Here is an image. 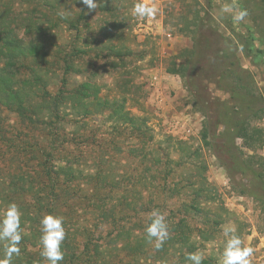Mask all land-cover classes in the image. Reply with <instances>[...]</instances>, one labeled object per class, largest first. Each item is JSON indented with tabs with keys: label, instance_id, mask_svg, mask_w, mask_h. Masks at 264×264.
I'll use <instances>...</instances> for the list:
<instances>
[{
	"label": "rangeland",
	"instance_id": "1",
	"mask_svg": "<svg viewBox=\"0 0 264 264\" xmlns=\"http://www.w3.org/2000/svg\"><path fill=\"white\" fill-rule=\"evenodd\" d=\"M96 2L89 11L80 0H0L19 37L46 51L40 74L49 93L64 98L60 120L46 112L38 119L44 126L0 106V211L10 204L1 199L13 173L34 191L44 185L38 207L35 193L10 201L34 221L33 230L20 233L12 262L28 252L48 264L40 254V220L53 215L63 218L67 243L79 245L76 256L90 242L92 259L80 264L111 263L113 235L128 230L126 243L136 242L137 223L144 226L159 210L167 223L183 220L192 253L203 261L221 264L224 232L232 228L243 247L254 249L250 264H264V0ZM138 2L154 5L156 16L137 19ZM238 11L247 15L236 22ZM84 82L99 92L76 109L65 98ZM44 104L31 97L28 109ZM113 106L138 123L114 120ZM242 126L259 130L261 140L244 145L235 138ZM145 246L148 252L126 263L191 264L180 262L190 253L179 244L159 253ZM6 247L0 241V260ZM96 248L102 260L95 261Z\"/></svg>",
	"mask_w": 264,
	"mask_h": 264
},
{
	"label": "trees",
	"instance_id": "2",
	"mask_svg": "<svg viewBox=\"0 0 264 264\" xmlns=\"http://www.w3.org/2000/svg\"><path fill=\"white\" fill-rule=\"evenodd\" d=\"M0 10V106L5 108L6 110L13 112L17 114V116L22 117L25 119L29 125H40L43 126L46 125L44 122L39 123L40 117H42L46 112L52 111L53 117L57 118V120H60L59 115L60 109L62 108V102L63 97L59 98L57 95L52 96L48 89H47V79L43 77V75L40 74L41 71V65L46 62V51L44 48H41L38 44L35 43L34 40H30L28 42H25L24 39L19 35L17 32H15V27L11 26V11L8 5L2 4ZM13 19V18H12ZM25 20V19H24ZM250 43L254 44V42H258V39L253 37H248ZM254 45H251L250 51ZM238 50V49H237ZM43 63V64H42ZM54 63L51 62L50 65H53ZM48 65V64H47ZM49 66V65H48ZM47 66V67H48ZM24 70L28 71L29 74L32 75L30 79L26 78H20V73ZM99 92V89L95 87L93 84L84 82L80 84L75 89H72L70 93H68V96L65 98V100L71 101L72 106L76 109L80 108L83 105V102L85 99H88L91 97V94H97ZM35 98L37 100H40V102H44L43 109L36 110L35 108L28 109V105L30 102V98ZM99 106H109V102H101L100 100L97 101ZM114 104V103H113ZM30 106V105H29ZM113 119L120 122H128L132 127H134L138 123V119L134 117H130L128 112H124L122 109V106H113ZM0 129V133H1ZM258 135L259 141L261 140L262 133L257 129H248L244 126L239 127L236 131L235 138H239L243 140V144L247 146V144L251 143V146L254 142L258 141L255 140V137ZM205 136V134L203 135ZM49 156V155H48ZM52 159L49 156V160ZM54 160V159H53ZM44 176H47L46 174ZM48 178L46 181L52 182L51 178L47 176ZM8 182L6 183V194L4 197H2V201H6L7 204L11 203L10 201H18L21 200L22 196H31L33 193L36 194V197H33V200L35 202V206L38 207L39 199L41 197V193L43 192L41 187H44V185H41V182H39L40 185H37L36 191H34V186L31 183V181L27 180V178L23 174L13 173V175L8 178ZM51 180V181H50ZM54 186L51 184L49 187V191L54 192ZM202 186H204L202 184ZM202 186L199 185L200 188L196 189V196H201L203 189ZM31 191V193L29 192ZM14 196V197H12ZM15 197H18V199H14ZM46 197V196H45ZM7 198V199H6ZM23 200V199H22ZM123 203H126V207L128 210L132 211L134 208L131 207V203L127 200H124ZM27 207L30 206V204L27 202L25 203ZM33 206V208H36ZM199 205L191 204L190 208H194L195 210L198 208ZM21 207L19 209L21 213L20 218V233L24 230V228L27 231L33 230L32 223L34 222L32 220L31 215L28 214L27 210ZM41 209H37L36 212H40ZM5 211H0V218H2L3 213ZM136 214V213H135ZM139 215V214H138ZM137 215V216H138ZM108 218V217H107ZM183 220H179L176 223H167L168 224V230H169V238L164 242L163 246L166 244L171 246H176L177 244L180 245V248H186L188 253H192V244L190 241V235H187V233H184L182 230V222ZM144 224V226H141V223H137V227L139 228V236H136L135 241L133 243H126V238L128 237V230L124 231L123 229H120L118 232H116L115 235H113V238L111 239L113 244L115 245L114 249L111 251L113 259L111 260V263H105V264H129L126 263L127 259H131L133 261L136 260V256L140 255L141 253L148 252V249H145V245L148 244V240L145 236V228L147 227L148 223ZM27 223V226H26ZM127 235V237H126ZM111 236V234L109 235ZM67 237L65 236L64 241L62 242L61 250H64V261L62 264H80L82 262H89L90 259H92V256H90L89 253H87V250H89L88 245L90 242H85L83 247V256H87L88 260L84 261V258L80 256H76V249L79 248L77 243H71L69 245L67 243ZM69 245V247H68ZM92 245V244H91ZM23 246L26 248V244L24 243ZM162 246V247H163ZM170 246V247H171ZM5 248H3V251L5 252ZM26 250V249H24ZM160 250H164V248L156 250L153 247V251L155 253L161 252ZM23 251V250H22ZM100 250L98 248L94 249V255L93 257L102 260L101 258L102 254L100 255ZM167 251V250H166ZM79 255V254H78ZM182 259H180V262H185L186 257L181 253L180 255ZM100 257V258H99ZM19 258V259H18ZM40 258H34L31 256L30 253L24 252L21 257H14L12 264H40ZM136 264V263H134ZM202 264H209V261H203Z\"/></svg>",
	"mask_w": 264,
	"mask_h": 264
},
{
	"label": "clouds",
	"instance_id": "3",
	"mask_svg": "<svg viewBox=\"0 0 264 264\" xmlns=\"http://www.w3.org/2000/svg\"><path fill=\"white\" fill-rule=\"evenodd\" d=\"M89 11L99 7L96 0H80ZM225 12H233L231 6H225ZM133 15L140 20L153 18L158 9L154 5L136 3L132 9ZM247 15L246 11H238L233 16L234 21L239 22ZM21 213L15 203H10L0 218V241L7 242L5 259L0 264H12L13 254L19 255L18 245L22 239L20 234ZM40 245L41 257L48 261V264H60L64 259L61 250L62 242L65 239L63 218L53 215H45L40 220ZM224 235L227 238L222 252L221 264H250L249 258L253 255L252 247H243L241 238L235 234V229L226 228ZM145 236L149 243H152L156 250L162 248L164 242L169 238L168 224L166 217L159 210H153L150 214V222L145 228ZM191 264H202L203 257L197 253L188 254L187 258Z\"/></svg>",
	"mask_w": 264,
	"mask_h": 264
},
{
	"label": "crops",
	"instance_id": "4",
	"mask_svg": "<svg viewBox=\"0 0 264 264\" xmlns=\"http://www.w3.org/2000/svg\"><path fill=\"white\" fill-rule=\"evenodd\" d=\"M243 3V2H242ZM241 52V51H240Z\"/></svg>",
	"mask_w": 264,
	"mask_h": 264
}]
</instances>
